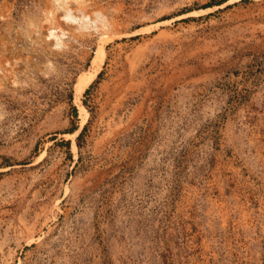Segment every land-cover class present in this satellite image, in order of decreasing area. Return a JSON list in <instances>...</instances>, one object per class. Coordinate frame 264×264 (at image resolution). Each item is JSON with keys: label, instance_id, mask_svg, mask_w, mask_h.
Here are the masks:
<instances>
[{"label": "rangeland", "instance_id": "rangeland-1", "mask_svg": "<svg viewBox=\"0 0 264 264\" xmlns=\"http://www.w3.org/2000/svg\"><path fill=\"white\" fill-rule=\"evenodd\" d=\"M62 1L0 0V264H264V0Z\"/></svg>", "mask_w": 264, "mask_h": 264}, {"label": "bare ground", "instance_id": "bare-ground-1", "mask_svg": "<svg viewBox=\"0 0 264 264\" xmlns=\"http://www.w3.org/2000/svg\"><path fill=\"white\" fill-rule=\"evenodd\" d=\"M57 1V4L59 6H61L63 9H64V15L63 17L64 18H71L72 19H75V20H79L81 21L83 24H88V23H91V22H96L98 19L102 18L104 15L100 12V11H95V18L94 19H91V17H89L82 9H78L80 15H75L72 13V10L71 8L69 7V5L67 3H65L64 1L62 0H56ZM66 1V0H65ZM103 23V22H101ZM56 36V35H54ZM58 37V36H57ZM61 41L57 40V44H59ZM100 50L98 49L97 51V55L94 56V58L92 59L91 61V69L92 71H90V75H89V79L92 78L94 75H95V70L99 64V61H100ZM80 112H81V116L82 118H84L86 116V111H85V108L83 106H80Z\"/></svg>", "mask_w": 264, "mask_h": 264}]
</instances>
